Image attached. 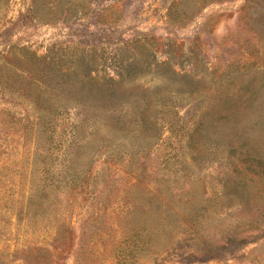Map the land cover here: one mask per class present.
<instances>
[{
  "label": "rangeland",
  "instance_id": "374dc122",
  "mask_svg": "<svg viewBox=\"0 0 264 264\" xmlns=\"http://www.w3.org/2000/svg\"><path fill=\"white\" fill-rule=\"evenodd\" d=\"M0 264H264V0H0Z\"/></svg>",
  "mask_w": 264,
  "mask_h": 264
}]
</instances>
